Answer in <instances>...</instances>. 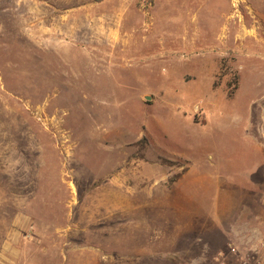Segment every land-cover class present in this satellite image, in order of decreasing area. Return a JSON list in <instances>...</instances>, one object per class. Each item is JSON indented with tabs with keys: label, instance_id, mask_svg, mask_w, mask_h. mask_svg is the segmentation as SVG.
Listing matches in <instances>:
<instances>
[{
	"label": "rangeland",
	"instance_id": "rangeland-1",
	"mask_svg": "<svg viewBox=\"0 0 264 264\" xmlns=\"http://www.w3.org/2000/svg\"><path fill=\"white\" fill-rule=\"evenodd\" d=\"M233 224L264 242V0H0V264H231Z\"/></svg>",
	"mask_w": 264,
	"mask_h": 264
},
{
	"label": "crops",
	"instance_id": "crops-1",
	"mask_svg": "<svg viewBox=\"0 0 264 264\" xmlns=\"http://www.w3.org/2000/svg\"><path fill=\"white\" fill-rule=\"evenodd\" d=\"M227 223L222 226V229L227 228ZM244 225L242 224H233L232 225V232H233V240L234 244L241 245L244 248H251L260 245V243L263 241L261 233L255 229L247 228L251 230V235L246 236L244 233L245 231ZM216 230L220 231V228H216Z\"/></svg>",
	"mask_w": 264,
	"mask_h": 264
},
{
	"label": "built area",
	"instance_id": "built-area-1",
	"mask_svg": "<svg viewBox=\"0 0 264 264\" xmlns=\"http://www.w3.org/2000/svg\"><path fill=\"white\" fill-rule=\"evenodd\" d=\"M231 251L236 254V260L231 264H264V242L260 245L247 249L244 253L235 244L231 246Z\"/></svg>",
	"mask_w": 264,
	"mask_h": 264
},
{
	"label": "water",
	"instance_id": "water-1",
	"mask_svg": "<svg viewBox=\"0 0 264 264\" xmlns=\"http://www.w3.org/2000/svg\"><path fill=\"white\" fill-rule=\"evenodd\" d=\"M146 98H147V99H150V98H151V96H150V95H147V96H146Z\"/></svg>",
	"mask_w": 264,
	"mask_h": 264
},
{
	"label": "bare ground",
	"instance_id": "bare-ground-1",
	"mask_svg": "<svg viewBox=\"0 0 264 264\" xmlns=\"http://www.w3.org/2000/svg\"><path fill=\"white\" fill-rule=\"evenodd\" d=\"M176 57H177V56H176ZM176 57H175V58H176ZM159 59H160V58H159ZM150 62H151V61H150Z\"/></svg>",
	"mask_w": 264,
	"mask_h": 264
}]
</instances>
